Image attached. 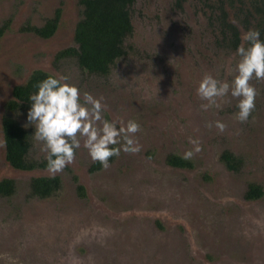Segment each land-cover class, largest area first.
<instances>
[{
	"label": "rangeland",
	"instance_id": "obj_1",
	"mask_svg": "<svg viewBox=\"0 0 264 264\" xmlns=\"http://www.w3.org/2000/svg\"><path fill=\"white\" fill-rule=\"evenodd\" d=\"M80 1L0 0V182L10 183L0 196V264H264V196L245 199L250 184L264 190V81L251 82L258 95L246 123L236 119L238 101L230 93L221 107L200 108L202 78L231 82L239 60L219 47L206 0H137L128 55L109 76L90 74L75 55ZM57 8L55 35L34 34ZM238 9L228 8L233 22L244 12ZM36 70L69 76L81 95L103 98L105 119L138 122L141 151H121L105 170L82 141L74 163L53 178L34 127H24L29 110L7 107L13 89ZM4 117L25 135L26 171L5 161ZM190 138L202 146L193 169L169 166L168 155L193 148ZM224 151L243 158L239 173L220 161ZM35 180L57 188L40 197L31 189Z\"/></svg>",
	"mask_w": 264,
	"mask_h": 264
},
{
	"label": "clouds",
	"instance_id": "obj_2",
	"mask_svg": "<svg viewBox=\"0 0 264 264\" xmlns=\"http://www.w3.org/2000/svg\"><path fill=\"white\" fill-rule=\"evenodd\" d=\"M241 41L236 50L239 60L233 69L231 82L206 74L196 94L206 101L200 108L207 111L221 107L218 101L230 93L238 101L236 119L246 123L255 110L258 95L251 82L264 81V40H261L259 30L251 29L242 34ZM69 80V76L50 75L37 82L34 87L38 91L29 96L31 107L24 127H34L32 137L46 154L47 170L52 177L74 163L76 150L81 148L82 141L92 162H99L105 170L110 167V158L119 157L121 151L139 153L141 146L136 134L141 131L140 124L135 120H128L125 124L123 119H105L103 98H95L88 92L81 95L78 86ZM207 127L211 129L213 124L210 122ZM215 127L222 133L227 126L216 121ZM189 143L193 148L183 153L181 158L184 160H191L202 151L198 139L190 138Z\"/></svg>",
	"mask_w": 264,
	"mask_h": 264
},
{
	"label": "trees",
	"instance_id": "obj_3",
	"mask_svg": "<svg viewBox=\"0 0 264 264\" xmlns=\"http://www.w3.org/2000/svg\"><path fill=\"white\" fill-rule=\"evenodd\" d=\"M137 0H83V20L75 30V42L78 50L75 54L78 65L88 73L107 77L111 74L118 60L125 58L131 50L128 41L134 34L131 21V8ZM180 1V0H178ZM206 5L213 15V24L219 37V47L229 52H235L241 44L240 27L246 32L251 29L259 30L261 40H264V0H217ZM239 6V7H238ZM228 8L239 11L241 17L237 22L229 18ZM55 29L49 25L42 30H34L35 34L48 38ZM62 53V52H61ZM57 54V60L69 57L68 51ZM71 56V55H70ZM50 76L48 73L36 71L25 85L13 89V100L7 105L9 110L16 109L18 104L29 110L31 102L29 96L38 91L34 87L37 82ZM52 76V75H51ZM2 133L7 163L14 169L27 170L25 157L28 153V144L24 133L15 123L4 117L2 119ZM177 154L167 157V164L174 168L193 169L192 160H184ZM220 161L233 173H239L244 167L242 157L230 151H224ZM97 168V167H96ZM8 180L0 182V196L10 191ZM33 192L40 197L51 195L57 185L54 181L35 180L32 184ZM264 196L263 188L258 184H250L245 199L256 201Z\"/></svg>",
	"mask_w": 264,
	"mask_h": 264
},
{
	"label": "flooded vegetation",
	"instance_id": "obj_4",
	"mask_svg": "<svg viewBox=\"0 0 264 264\" xmlns=\"http://www.w3.org/2000/svg\"><path fill=\"white\" fill-rule=\"evenodd\" d=\"M82 1L83 0H81L80 1V3H81V5L83 6V4H82ZM83 12H84V7H83ZM61 18H62V9L61 8H57L56 10H55V12H54V14H53V16L50 18V19H48L46 22H45V24L43 25V26H41V27H38V30H42V29H44V28H46L47 26H49V25H54L55 26V29H53V32H52V34L47 38V39H50L51 37H53L54 35H55V33L57 32V30H58V28H59V26H60V23H61ZM78 25V24H77ZM77 25H76V27H77ZM35 29H37V28H35ZM75 30H76V28H75ZM35 34V33H34ZM37 35V34H36ZM39 36V35H38ZM39 37H41V36H39ZM41 38H44V37H41ZM74 40H75V31H74ZM60 52H62V51H60ZM56 57H57V55H56ZM55 57V58H56ZM61 59H58L57 60V58H56V61H60ZM36 71H41V72H43V73H47V72H44V71H42V70H36ZM35 71V72H36ZM33 74H31L30 75V77L32 76ZM52 76H54V75H52ZM30 77L28 78V80L30 79ZM55 77V76H54ZM27 80V81H28ZM26 81V82H27ZM25 82V83H26ZM25 83L24 84H22V85H25ZM18 86H20V85H18ZM17 87V86H16ZM13 93V92H12ZM12 100H13V95H12ZM11 100V101H12ZM5 161H6V158H5ZM7 162V161H6ZM10 166V165H9ZM11 167V166H10ZM12 168V167H11ZM174 168V167H173ZM14 169V168H13ZM178 169H180V168H178ZM15 170H17V169H15ZM183 170H188V169H183ZM18 171H26V170H18ZM31 187H32V185H31ZM32 189V188H31Z\"/></svg>",
	"mask_w": 264,
	"mask_h": 264
},
{
	"label": "water",
	"instance_id": "obj_5",
	"mask_svg": "<svg viewBox=\"0 0 264 264\" xmlns=\"http://www.w3.org/2000/svg\"><path fill=\"white\" fill-rule=\"evenodd\" d=\"M1 133H2V128H1ZM2 135H3V133H2ZM3 144H4V141H3ZM5 149V148H4Z\"/></svg>",
	"mask_w": 264,
	"mask_h": 264
}]
</instances>
